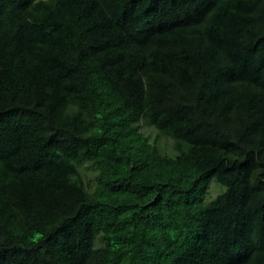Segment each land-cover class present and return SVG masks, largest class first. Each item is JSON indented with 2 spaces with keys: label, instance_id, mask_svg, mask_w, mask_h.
Returning <instances> with one entry per match:
<instances>
[{
  "label": "trees",
  "instance_id": "trees-1",
  "mask_svg": "<svg viewBox=\"0 0 264 264\" xmlns=\"http://www.w3.org/2000/svg\"><path fill=\"white\" fill-rule=\"evenodd\" d=\"M0 264H264V0H0Z\"/></svg>",
  "mask_w": 264,
  "mask_h": 264
},
{
  "label": "rangeland",
  "instance_id": "rangeland-1",
  "mask_svg": "<svg viewBox=\"0 0 264 264\" xmlns=\"http://www.w3.org/2000/svg\"><path fill=\"white\" fill-rule=\"evenodd\" d=\"M147 135H149L152 139H154L158 132L155 128L153 127H145L144 128ZM159 141L162 145L163 148L167 149V150H170L171 147H172V139L168 138V137H165V136H161L159 138ZM221 191V188L219 186H217L216 184H213L212 187H211V195L214 197H216V195ZM211 199V198H209Z\"/></svg>",
  "mask_w": 264,
  "mask_h": 264
}]
</instances>
